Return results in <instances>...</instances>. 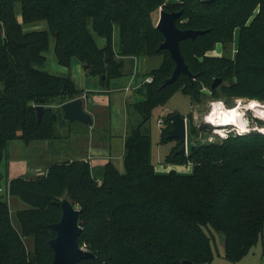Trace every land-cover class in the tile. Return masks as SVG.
<instances>
[{"label": "trees", "instance_id": "trees-1", "mask_svg": "<svg viewBox=\"0 0 264 264\" xmlns=\"http://www.w3.org/2000/svg\"><path fill=\"white\" fill-rule=\"evenodd\" d=\"M160 10L181 11L180 30L204 31L179 44L192 81L180 75L162 87L174 62L159 48ZM40 22L46 29H25ZM51 38L58 65L69 68L79 61L85 76L98 78L104 90L111 80L131 76L136 59H164L149 74L152 81L143 79L135 90L142 100L127 105L138 122L124 139L123 173L109 162L98 183L87 161L67 160L8 182L9 196L24 207L12 215L6 196H0V264L51 262L50 225L59 221L63 199L80 210L78 244L94 255L78 264H211V230L222 236L224 258L240 262L264 234V135L254 131L191 144L185 155L178 153L182 144L176 140L178 147L163 164L191 171L160 173L152 162L149 122L176 93L196 103L205 98L203 89L223 102H264V0H0V164L15 141L28 147L57 139L55 128L66 121L55 106L95 94L43 70ZM217 46L224 54L210 55ZM214 79L221 83L211 90ZM37 107L44 108L39 121ZM170 118L162 143L173 141L167 139ZM198 131L190 122L188 135Z\"/></svg>", "mask_w": 264, "mask_h": 264}, {"label": "rangeland", "instance_id": "rangeland-1", "mask_svg": "<svg viewBox=\"0 0 264 264\" xmlns=\"http://www.w3.org/2000/svg\"><path fill=\"white\" fill-rule=\"evenodd\" d=\"M18 14H19V10H18ZM158 17H159V12L156 14L155 19L158 20ZM17 19L20 21V15L17 16ZM25 29L26 30H35V29L44 30V29H46V25L44 22H40L38 24H35V25L33 24L31 26H28ZM113 42H114V48L116 49L118 47L117 45L119 43L117 29H115V31H114ZM97 44H98V46H103L104 41L98 40ZM228 52H229V54L231 53L232 55L236 52L235 43H233V42L231 43V45L228 48ZM209 54L214 55V56H220V55H223L224 52L220 46H217L215 48V50H213ZM45 55H46V64H45L43 70H45L46 72H48L49 74H52V75L70 77L71 79L73 78V74H74L73 70L75 68L73 66V64L69 68L62 67V66L57 64L55 57H54V53H53V39L52 38L50 39V49ZM162 59H164V55L159 56V57H153V58H141L139 60V62H138L139 66H138L137 72H136L137 76L140 79L139 83H142L143 79L152 78L149 74L153 73L155 71V69H157L159 67ZM126 79H127L126 77L113 79L114 81L112 83H113V85H117L119 82L125 83ZM76 80H78V79L75 78V82H77L75 84L78 86V84H80V83H79V81H76ZM91 81H93V79ZM90 82H89V84H90ZM116 92H118V91H116ZM202 93L205 94V98L200 103L190 102V100L186 96H183L180 93H176L175 95H173L169 99V101L163 107H159L152 112V116H151L149 125L151 127L152 162L154 164L156 171H158L160 173H167L171 169H174L176 172H179L182 174H187L191 171L190 166L179 165V166L172 167V166H164V164H163V160H164L165 156L170 152V150L178 147V142L176 140L165 142V143H162L160 141L162 131L168 127L167 121H169V118L176 113H179L186 120V126H187L186 153L188 151V148L191 146V144L192 145H200V144H204V143L222 142L223 140L234 136V131H232L230 128L226 127L229 125L221 126L219 128L223 129L224 131H220V132H227L228 133L227 138L221 139L220 137H218L217 135L214 134L213 126L203 121V117L210 110L212 112L211 103L219 101V100H214L213 97H210L209 91H207L206 89L205 90L203 89ZM114 96H116L115 97V102H116L120 97V93L118 92V93L114 94ZM140 100H142L141 97L136 96V97H134V99H131L129 101V104L134 102V101H140ZM222 100H223V98H222ZM237 100L242 101V106L240 107V112H241V114L242 113L244 114V117H245L244 120L246 119L245 121L248 122L249 127L245 131L246 135H250L251 133H254V129H256V128L259 129V131H261L260 128L264 126V120L261 119L260 117H259V119L256 118L257 116L253 113V111L250 108H248V106L252 102H258L261 105H264V102H260L257 100H251V99H245V98H239V99H233L230 101L225 100L226 102L225 101L224 102L228 106V107L227 106H225V107L226 108L235 107ZM83 101L85 102L84 98H83ZM115 102L111 101V104L109 105V107L108 108L106 107L103 109L101 120L98 123V127L96 128V131L93 132V135H94V137H96V139L94 141L96 143H100L103 140V139H100V136L108 134V135H112L115 137L118 134H120L119 140H116V145H115V148L113 149L114 153H117L121 150V142H122L121 139H123V134H128L130 127H129V129L127 127V131H126V129H123L122 126L119 127L118 124L117 125L114 124L115 123V117H113V114H116V111H115L116 105L115 104H118ZM233 102H234V104H233ZM225 103H224V105H225ZM55 107H56V109L60 108V106H55ZM236 107H238V106H236ZM244 107L248 108L249 111L246 112L244 110ZM88 109L91 110V106H89ZM127 110H128L127 111L128 119L131 121L132 125H135L138 122V119H137V121H132L131 118L132 119H135V117L138 118V115L135 112H131L132 110L131 111L129 109H127ZM118 114L120 117L119 112H118ZM159 118L163 120V124H161V126L157 124V119H159ZM112 120H114L113 125L111 124ZM206 121H207V119H206ZM190 122L194 126H196V128L199 129V131L193 137L188 135ZM202 126L206 127L208 130H206V131L200 130V128ZM61 127H62V125L57 126V129H56L57 134L60 133ZM76 127L79 131H86V133L88 131L87 127H85V126H76ZM237 128H239V127H237ZM84 135H85V133H84ZM75 137H71V139H69V141L72 139H75ZM61 140L62 139H60V137H58L57 140L49 141L50 144L47 146V152L44 156V161H49L48 165L53 164V163L63 162V160H65V159L67 160V158L74 157L73 147H71V146L63 147V144L61 145V142H60ZM80 140H81V142H84L82 139H80ZM24 147H26V146H24ZM16 153H17V157H20V155H21L22 159H24V156H26L27 162L29 164L35 162V157H36L35 156V150H34V147H32V146H29L28 148H26V150L22 149L20 151H16L15 154ZM18 161H20V159ZM89 162H90V164H93L92 165L93 177H95L97 182H101L100 179L102 180L104 166H101L100 164H94L92 162V160ZM95 165H98V166H95ZM120 172L121 173L124 172V166H122V169ZM4 182H3V184H4ZM11 200H15L17 202V204L20 205V208L24 207L23 204L18 199L12 197ZM13 210L16 211L15 208H13ZM211 232H212L213 237H214V240H213V261L211 262V264H233V263L228 262L224 258V248H223L222 236L213 232L212 230H211ZM25 244L28 246V248L32 247V242L30 239H26ZM262 253L264 255V234L261 236V238L259 239L257 244L246 255L248 257L247 260L252 259L253 255L257 256V254H258L260 256ZM242 261H245V260H242ZM263 264H264V258H263Z\"/></svg>", "mask_w": 264, "mask_h": 264}, {"label": "crops", "instance_id": "crops-1", "mask_svg": "<svg viewBox=\"0 0 264 264\" xmlns=\"http://www.w3.org/2000/svg\"><path fill=\"white\" fill-rule=\"evenodd\" d=\"M140 59H136L134 61L133 65V73L131 76H127L125 83L119 82L117 85H113V81H110L109 88L107 90H104L102 87L101 82L98 78H89L85 76L83 67L81 63L77 60H73L71 62V65L73 64L74 68V74H73V81L75 82V78L78 79L76 81H79L80 84H78L77 88L84 91V93L87 92H94L95 94H91L88 98L83 97L85 99L84 102V110L91 116L92 118V126H85L78 122L68 123L66 121L65 125H62L60 128V133H56L55 128V135L60 137L62 139L61 145L63 144V147L65 146H71L74 149V157L67 158V160H84L87 161L90 165L91 174H92V165L89 161L92 160L94 164H100L101 166H105L107 163H112L114 167L120 172L123 166V151H124V139L127 134H123V139L121 142V150L117 153H114V148L116 145V140H119L120 134L117 136H112L105 134L103 136H100V139H103L102 142L96 143L94 140L96 137H94L93 132L96 131V128L98 127V123L101 120L102 117V111L104 108H108L111 104V101L115 102L114 94L120 93L119 99L115 102L118 104H115V111L116 114H113V117H115V123L118 124V126H122L123 129H126L127 127H131L132 123L128 119V113H127V104H129V101L131 99H134V92L139 87L141 83H139L140 79L137 76V68L139 66L138 62ZM70 65V67H71ZM129 64L126 61L125 62V70L129 68ZM93 79V81H91ZM91 81V82H90ZM90 82V84H89ZM118 91V92H116ZM81 97V99L83 100ZM88 99H91V103L88 102ZM89 106H91V110H89ZM120 113V117L119 114ZM114 119V118H113ZM132 121H137V117L135 119H132ZM65 121V120H64ZM114 120H112L111 124L113 125ZM76 126H85L87 127V133L86 131H79ZM112 129V128H111ZM124 132V131H123ZM85 133V135H84ZM84 135V136H83ZM76 136V137H75ZM71 137H75V139H71ZM55 139V140H57ZM82 139L84 142H81ZM50 144L49 141L47 142H40L35 143L33 145H30L34 147L35 150V162L29 164L27 162V157L24 156V159L20 157H17L16 151L20 150H26L28 147H24V145L20 141H15L11 143V145L8 146L7 151L5 153V156L3 157V160L0 164V187L5 190L7 193L6 185L11 179L17 178V177H34L37 174H43L45 173L49 161H44V156L47 152V146ZM20 159V161H18ZM66 159L63 161H67ZM99 165V166H100ZM98 166V165H95ZM171 168V167H170ZM121 173V172H120ZM93 176V175H92ZM95 178V177H94ZM5 181V182H4ZM101 181V179H100ZM4 182V184H3ZM100 183V182H98ZM7 200V203L10 208V212L13 214L17 210L21 209L20 205L17 204L15 200H11L12 197L7 194L5 197ZM20 204V203H19ZM13 208L16 209V211L13 210ZM246 258V259H245ZM247 256H245L242 260L236 264H263V253L259 256L253 255L252 259L247 260ZM242 262V263H241ZM245 262V263H244Z\"/></svg>", "mask_w": 264, "mask_h": 264}, {"label": "water", "instance_id": "water-1", "mask_svg": "<svg viewBox=\"0 0 264 264\" xmlns=\"http://www.w3.org/2000/svg\"><path fill=\"white\" fill-rule=\"evenodd\" d=\"M181 14V11L172 13H167L163 10L159 11L156 28L161 32L164 39L159 48L166 50L174 62L171 76L164 81L162 87L174 83L180 75H185L191 81L194 79L184 61L179 44L185 39H193L203 34L204 31L180 30L176 26V21L180 18ZM220 83L221 79H214L210 89L214 90ZM88 102L91 103V99H88ZM60 109L63 120L68 123L78 122L85 126H92V118L84 110V101L81 98L62 104ZM43 110V107L36 108L38 121L42 116ZM170 121L172 128L168 131L167 139L178 140L182 144L178 153L185 155L187 138L186 120L179 113H176L171 116ZM22 178H25V176H22ZM60 206L61 217L59 221L50 225L51 229L55 232V236L48 242L52 251V260L49 264H78L81 260L93 259L94 255L78 244V237L82 231L78 224L80 210L75 208L67 199H63ZM181 264L192 263L182 260Z\"/></svg>", "mask_w": 264, "mask_h": 264}, {"label": "bare ground", "instance_id": "bare-ground-1", "mask_svg": "<svg viewBox=\"0 0 264 264\" xmlns=\"http://www.w3.org/2000/svg\"><path fill=\"white\" fill-rule=\"evenodd\" d=\"M248 108H250L256 116L264 120V106H260L257 102H252ZM207 122L220 127L226 125H235L243 132L248 129V122L244 120L239 106L224 110L221 104H214L212 112L207 116ZM260 130L264 132V126L261 127Z\"/></svg>", "mask_w": 264, "mask_h": 264}, {"label": "built area", "instance_id": "built-area-1", "mask_svg": "<svg viewBox=\"0 0 264 264\" xmlns=\"http://www.w3.org/2000/svg\"><path fill=\"white\" fill-rule=\"evenodd\" d=\"M151 81H152V78H146V79H144V82H145V83H150ZM250 102H251V101H250ZM257 103H258V102H257ZM214 104H221V105L223 106L224 110H228V108L225 107L226 105H224V102H223V101H216V102L211 103V109H212V107L214 106ZM258 104L261 105L260 103H258ZM236 106L241 107V106H242V101L237 100V101H236V105H235V107H236ZM261 106H264V105H261ZM244 110H245L246 112L249 111V109H248V108H245V107H244ZM210 113H211V110H210V111H209V112L203 117V121L213 126V128H214L213 131H214V134H215V135H217V136L220 137L221 139H225V138H227L228 133H226V132H220V131H224L223 129H220V128H219L220 126H215V125H213L212 123H209V122L206 121L207 116H208ZM253 113H254V112H253ZM242 114H243V113H242ZM243 117H244V114H243ZM244 118H245V117H244ZM256 118L259 119L258 116H257ZM245 120H246V119H245ZM157 124L161 126V124H163V120L160 119V118L157 119ZM226 127L230 128L232 131H234V135L246 134V132H242V131H241L240 129H238L237 126H235V125H234V126L229 125V126H226ZM248 127H249V126H248ZM256 129H257V128H256ZM256 129H254L255 132H258V133L264 135V132L259 131V129H257V130H256ZM227 131H228V130H227ZM7 194H8V192L6 193L5 190H4L3 188L0 187V196H2V195L7 196Z\"/></svg>", "mask_w": 264, "mask_h": 264}]
</instances>
